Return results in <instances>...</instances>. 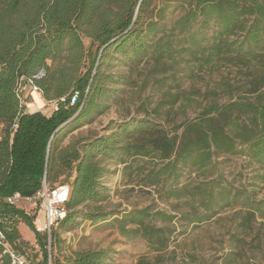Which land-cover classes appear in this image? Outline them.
I'll list each match as a JSON object with an SVG mask.
<instances>
[{
    "label": "trees",
    "instance_id": "16d2710c",
    "mask_svg": "<svg viewBox=\"0 0 264 264\" xmlns=\"http://www.w3.org/2000/svg\"><path fill=\"white\" fill-rule=\"evenodd\" d=\"M160 1L163 5L156 10V5L150 8L153 0H0V228L32 264H110L106 248L54 255L58 234L52 240L53 230L49 242L47 233L35 226L36 209L31 214L7 200L16 192L34 195L44 180L50 186L71 185L61 228L71 230L84 220H114L122 235L142 236L155 253L153 262L141 258L138 264L162 263L174 237L175 227L157 221L199 225L240 205L242 232L258 215L264 217V197L233 185L219 160L242 152L255 167L253 182H264V0ZM170 7L183 9L174 21L168 19ZM85 37L91 40L89 48ZM111 56L151 63L154 82L169 71L192 74L197 66L219 63L247 66L250 74L237 95L224 102L201 101L197 116L171 129L150 114H169L178 102L170 99L188 100L187 93H171L168 101H156L152 107L153 101H143V116L112 122L109 133L80 146L60 147L67 131L109 107L117 92L113 85L122 81L102 69ZM41 71L43 75L35 77ZM30 79L46 99L56 102L50 114L22 107L19 87ZM108 160L125 163L129 177L137 163V173L161 199L180 200L183 207L177 205V212L149 205L123 212L84 209L109 197L102 186L111 171ZM20 222L34 232L38 248L22 240ZM10 262L0 244V264Z\"/></svg>",
    "mask_w": 264,
    "mask_h": 264
},
{
    "label": "rangeland",
    "instance_id": "374dc122",
    "mask_svg": "<svg viewBox=\"0 0 264 264\" xmlns=\"http://www.w3.org/2000/svg\"><path fill=\"white\" fill-rule=\"evenodd\" d=\"M155 5L157 10L163 4L160 0H153L150 8ZM182 13V8L170 7L167 11L168 19L174 21ZM90 42L88 37L84 38L87 48ZM95 50L94 46L93 52ZM151 67V63L129 62L122 56L106 58L103 71L113 72L117 77H122L121 83L113 85L117 89L116 94L109 100L110 105L102 114L67 131L59 143L60 147L80 146L85 141L109 133L108 127L112 122H122L132 116H143L144 112L139 110L143 101H153L150 105L152 107L156 101H168L167 99L173 97L171 93H187L190 97L188 100L181 96L170 99L178 102L169 114H163L160 118L154 113L150 114L162 127L171 129L174 123L197 116L201 110L198 103L201 101L203 105L211 100L224 102L230 95H237L238 87L243 85L250 74L247 66L219 63L213 68L197 66L192 74H184L183 71L173 74L169 71L162 81L154 82V75L150 74ZM223 80L229 85L226 87L219 85ZM28 89H30L29 85L23 86L24 96ZM165 93L170 94L165 97ZM32 95L33 97H24L26 107L30 106L31 109L40 110L45 114H50L55 108L56 102L46 99L41 92L34 91ZM182 101L196 102L188 104ZM219 160L220 169L225 172L228 180H232L233 185L253 190L258 198L264 197V182H253L255 167L249 165L246 155L242 152L230 153L222 155ZM106 163L111 171L102 179V186L107 188L109 197L101 202H89L84 205V209L99 208L103 211L123 212L125 209L149 205L154 209L177 212L174 210L177 205L183 207L180 200L161 199L155 188L145 183L143 174L137 173V163L134 165L135 171L131 177L123 170L125 163L113 160H108ZM74 174L73 171L69 180L73 179ZM64 177V175L59 177L55 182ZM55 182L50 181L51 184ZM19 205L33 214V206L27 201L21 200ZM240 208V205L228 207L199 225H188L178 219L170 223L157 221L158 225L176 228L160 264H264V217L258 215L252 220L249 228L240 232L239 222L244 214L239 212ZM25 225L24 222L19 224L22 240L38 248L36 237ZM53 233L52 240L55 238V233L61 239L52 250L54 255L60 257L76 250L97 248L109 250L110 264H138L141 258L153 262L155 256V253L149 250L146 239L142 236L122 235L114 220L105 222L84 220L71 230L58 226ZM235 236L239 237L238 242L235 241Z\"/></svg>",
    "mask_w": 264,
    "mask_h": 264
},
{
    "label": "built area",
    "instance_id": "2783aa9c",
    "mask_svg": "<svg viewBox=\"0 0 264 264\" xmlns=\"http://www.w3.org/2000/svg\"><path fill=\"white\" fill-rule=\"evenodd\" d=\"M41 75H43L42 71L35 75V77H40ZM24 85H29L32 91H39L38 86L32 79L20 85V103L22 107H25V96L22 94V88ZM70 196L71 185L69 183L50 186L46 180H44L42 187L34 195L24 197L19 192H16L7 197V200L13 204H19L21 200H25L30 203L37 212L35 219L36 228L41 232H46L50 242L52 231L59 226L61 220L67 214V203ZM0 244L3 245L4 252L10 255V264H32V261L27 253L12 247L5 232L1 228Z\"/></svg>",
    "mask_w": 264,
    "mask_h": 264
},
{
    "label": "crops",
    "instance_id": "0c3cea01",
    "mask_svg": "<svg viewBox=\"0 0 264 264\" xmlns=\"http://www.w3.org/2000/svg\"><path fill=\"white\" fill-rule=\"evenodd\" d=\"M33 92L34 91H32L31 89L30 90H28L27 91V94H26V96L25 97H30V96H32L33 97ZM26 105V104H25ZM27 105H29L28 103H27ZM26 107V106H25ZM26 109L28 110V111H31V112H33V111H36L37 109H31V107L30 106H28V107H26ZM28 229H29V231L35 236V234H34V232L27 226V225H25Z\"/></svg>",
    "mask_w": 264,
    "mask_h": 264
},
{
    "label": "bare ground",
    "instance_id": "6f19581e",
    "mask_svg": "<svg viewBox=\"0 0 264 264\" xmlns=\"http://www.w3.org/2000/svg\"><path fill=\"white\" fill-rule=\"evenodd\" d=\"M39 92V91H38Z\"/></svg>",
    "mask_w": 264,
    "mask_h": 264
}]
</instances>
